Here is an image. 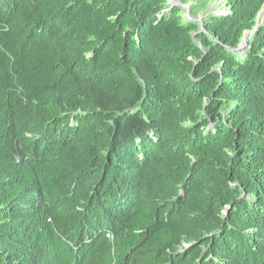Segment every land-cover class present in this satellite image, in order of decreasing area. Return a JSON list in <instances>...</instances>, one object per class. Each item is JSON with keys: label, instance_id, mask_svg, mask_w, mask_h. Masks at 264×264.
<instances>
[{"label": "trees", "instance_id": "trees-1", "mask_svg": "<svg viewBox=\"0 0 264 264\" xmlns=\"http://www.w3.org/2000/svg\"><path fill=\"white\" fill-rule=\"evenodd\" d=\"M211 2L0 0V264H264V0Z\"/></svg>", "mask_w": 264, "mask_h": 264}, {"label": "rangeland", "instance_id": "rangeland-1", "mask_svg": "<svg viewBox=\"0 0 264 264\" xmlns=\"http://www.w3.org/2000/svg\"><path fill=\"white\" fill-rule=\"evenodd\" d=\"M174 1V3H177L179 2V0H172ZM190 5H188V7L185 9V13L187 16H190L191 18V15H190V8H189ZM222 12H226V4H225V0H212V2L209 4V6L202 10L197 16H196V20H200V19H203L204 17H206L207 15L209 14H212V13H222ZM262 12H264V9L262 10ZM262 20H264V17L262 18ZM260 20V21H262Z\"/></svg>", "mask_w": 264, "mask_h": 264}, {"label": "water", "instance_id": "water-1", "mask_svg": "<svg viewBox=\"0 0 264 264\" xmlns=\"http://www.w3.org/2000/svg\"><path fill=\"white\" fill-rule=\"evenodd\" d=\"M172 1V0H171ZM172 2H174V1H172ZM179 4V3H178ZM186 8L188 7V5L187 6H185ZM262 11L259 13V16H258V19H257V25H256V27L254 28V30L251 32V36L252 35H254L256 32H257V30L259 29V27H261V25L263 24V22H264V20H262V21H260V17H261V15H262ZM202 19H200L199 21H201ZM249 40H250V34L248 33V32H245V34H244V37H243V40H242V43L240 44V46L238 47L240 50H242V49H245L247 46H248V44H249Z\"/></svg>", "mask_w": 264, "mask_h": 264}, {"label": "bare ground", "instance_id": "bare-ground-1", "mask_svg": "<svg viewBox=\"0 0 264 264\" xmlns=\"http://www.w3.org/2000/svg\"><path fill=\"white\" fill-rule=\"evenodd\" d=\"M264 17V12L262 13L261 17H260V20H262V18Z\"/></svg>", "mask_w": 264, "mask_h": 264}]
</instances>
